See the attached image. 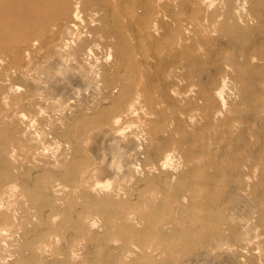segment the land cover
Instances as JSON below:
<instances>
[{"label": "rangeland", "instance_id": "374dc122", "mask_svg": "<svg viewBox=\"0 0 264 264\" xmlns=\"http://www.w3.org/2000/svg\"><path fill=\"white\" fill-rule=\"evenodd\" d=\"M209 1L213 6L209 5L201 18L204 22L188 25L196 0H159L161 11L151 32L145 28L146 19L152 18L150 0H80L84 21L93 12L96 20L89 28L82 21L76 29L64 23L53 4L32 24L34 45L20 41L21 32L16 31L15 43L8 46L12 54L8 63L0 66V98L6 92L8 101L14 90L15 95L21 93L20 104L6 106L7 127L16 138L15 144L27 147L12 170L18 184L31 188L46 174L64 183L71 163L89 161L100 168L99 182L122 181L132 194L131 202L140 188L153 185L156 200L162 203L173 192L172 187L168 192L162 187L165 178L170 177L174 185L185 165L200 177L198 197L189 202L184 199L181 205L196 211L207 225L197 228L184 215L179 217L184 233L178 246L166 250L164 243L174 237L173 233L164 231L161 238L148 224L132 226L130 239L123 240V224L109 230L101 215V221L98 218L84 232L74 264H116L119 251L127 253L123 264H140L157 253L163 254L156 257L155 264H264V89L260 88L264 63L256 62L255 57L264 52V0ZM79 30L98 36L90 42L79 41ZM193 31L204 39H191ZM180 36L186 37L185 42L171 52L168 40ZM131 55L153 96V106L144 104L151 119L140 124L148 134L141 133L139 120L129 123L126 119L120 132L107 126L110 109L120 105L122 95L128 92L130 81L121 75ZM231 59L242 68L221 67ZM189 84L211 93L220 91L223 106L203 102L201 95L180 100L178 92ZM173 87L177 93L171 92ZM216 108V117L203 116ZM194 112L200 117L188 120L185 113ZM233 122L236 126L229 133L211 135L217 125L224 128ZM20 133L24 136L19 140ZM170 133L181 136L173 144L176 156L172 164L151 173L143 171L146 164L157 166L160 155L153 145L160 139L165 144ZM201 133L207 135L203 141L212 143V152L201 149L197 137ZM76 136L83 140L80 146ZM35 150L41 154L36 156ZM203 155L228 163L220 169L191 167V161ZM68 212L73 219L74 212ZM40 214L44 216L45 211ZM109 234L119 240L108 244ZM29 240L31 233H21L13 245L0 242V264H20L27 259L28 253L23 254L20 246ZM142 243H152L156 249L143 252Z\"/></svg>", "mask_w": 264, "mask_h": 264}, {"label": "bare ground", "instance_id": "6f19581e", "mask_svg": "<svg viewBox=\"0 0 264 264\" xmlns=\"http://www.w3.org/2000/svg\"><path fill=\"white\" fill-rule=\"evenodd\" d=\"M79 1L80 0H0V66L3 68V64H7L8 59L11 57L12 52L9 50L8 46L15 43L16 31L21 32L19 37L20 41L30 46L34 45L36 38L33 36L35 31L31 28L32 24L37 19L39 13H46L53 4L57 5L59 15L64 19V23L70 29L80 27L82 21L84 22V27L89 28L96 20L95 12L91 13L90 18L84 21L78 6ZM150 1L151 5H149V7L150 11H152V18L146 19L145 28L147 31L151 32L155 30L153 20L160 15L161 10L158 4L159 0ZM208 1L196 0L192 9L194 12H192L191 17H188L190 22L188 25L191 23L193 25H198L199 22H204V20L200 21L201 18H205L208 8L211 5L213 6V3L211 2L212 4L210 5ZM127 11L130 13V9ZM179 15L180 14H177L175 17H179ZM189 31L190 30H188L187 33L190 34L191 31ZM191 34V39L195 38L198 41L203 38L201 33L197 34V32L193 31ZM205 34L207 36V33ZM97 36V34L89 35V30H79L76 32V39L79 41L90 42L96 40ZM185 40L186 37L182 36L176 38L172 37L168 40L169 46L167 48H170L171 52L175 51L179 48L177 46L185 42ZM91 48L94 49V45H92ZM255 57H257L256 62L259 61L264 63V52L255 55ZM246 60L248 62L251 61L249 57H247ZM223 66L227 69L233 68L235 71L242 68V66L233 59L230 61L228 60L226 63H221V67ZM7 75H9V72H7ZM121 78L123 80H129L130 82L127 84L128 92L122 95L123 102L120 105L114 104L110 109L107 126L113 132H120L123 129V124L126 119V122L129 123H131L132 120H139V126L142 122L150 120L151 113L145 111L144 104L151 103L153 106V96L147 89L146 83H144L145 81L143 82V71L135 65L134 55L129 57V64L124 68ZM7 81L8 78L6 79V82ZM10 84L12 87L14 86L12 83ZM236 86L239 87L237 84ZM237 87L236 90L238 89ZM9 88L11 90V87H8V89ZM174 88L175 87L171 88V92L177 93V89H175V91ZM260 88L264 89L263 82L260 84ZM18 89L19 88L16 90ZM14 92V95L10 97L8 101H6V97L9 95H7L8 93L6 94V92L5 96L0 98V225H4L0 227V242L13 245L17 240L18 234L22 233L23 235H27L31 233V240L20 246L23 254L28 253L26 256L27 259L21 261L20 264H26L28 262L37 264H74L80 255L79 252H81L79 248L84 232L89 231L97 223L98 218L100 219L99 221H101V215L104 217L102 224L109 230L120 223L123 224L126 228L123 240L130 239L129 229L137 224H148L151 230L157 232L161 238H163L162 235L164 231L170 230L174 237L164 243L166 246L165 249L168 251L172 250V247L179 245V237L184 233V227L179 217L184 215L190 223L197 228L207 225L205 221L201 220L196 211L185 209L181 205L184 199H187L188 202L189 200L196 199L199 195L201 186L198 182L200 177H198L197 174L191 173V171L188 170V165H185L183 169H181L180 172L182 174L178 175L179 177H177L174 185L171 186L172 180L170 177L164 179L162 187L166 192L170 191V187H172L173 192H170L168 196L164 197L162 203L156 200L157 191L153 185L140 188L135 195V202H131L129 198L132 194L129 192L126 185L120 183L122 181L111 184L99 182V179L96 177L100 168L96 166L97 164L95 162L92 164L89 161L75 160L71 163V167L65 172L66 181L64 183H59L46 174L45 177L42 176L41 180H38L31 188L18 184L12 170L17 167L18 155L21 152L25 153L23 150L27 147L24 146L23 149L17 146L15 144L16 138L12 136L14 134L7 127L8 114L6 106H14L21 102V93L19 92L20 94L15 95L16 91L14 90ZM10 93L13 94L12 91ZM199 95H201L203 102L205 100L215 102L217 108L220 105L223 106V99L221 98L220 91L212 93L207 92L194 84H189L182 92H178L177 97H179L180 100H187L192 96ZM191 102L194 105V102ZM216 109L209 113H203V116L205 118L216 117L215 113L219 111V109ZM222 113L223 112L219 114ZM199 114L195 112L185 113V116L188 120H192L196 117H200ZM234 126H236L235 122L224 128L217 125V128L211 135L218 136V134H227ZM140 129L142 134L149 133V130L145 127L140 126ZM22 134L24 133H20L22 137L20 136L19 140L23 138L24 135ZM207 134L209 133L207 132ZM30 135L32 134H29V136ZM204 136L207 135L204 133L197 134L198 140L202 146L201 149H203L205 153H210L213 151L212 143L209 141L211 145L210 143L208 145L203 141ZM76 137V142L80 146L83 140L79 136ZM26 138L28 139V135ZM180 138V135L170 133L165 137V144H163L161 139L155 142L153 146H156L157 153L160 155L159 162L156 167L153 165H144L143 171L151 173L155 168H164L172 164L173 157L176 156L173 144ZM35 139L37 140V138ZM25 143H27V141ZM21 144L23 146V143ZM220 144L219 142V145ZM29 148H31V146ZM34 149L35 148H33V150ZM36 151L39 152V150H35L36 156L41 154L40 152L36 154ZM227 163L226 160L218 161V159L209 155H203L193 159L191 161V167L208 165L220 169L226 166ZM187 177L188 179H186ZM97 190L100 192L96 195L93 192H97ZM11 195L14 196V198H12ZM47 195H52L53 197L48 198ZM16 203L17 205H15ZM68 210L74 212L73 219ZM42 211H45L44 216L40 214ZM29 225H32V227L30 228ZM67 228L71 229L68 233L65 232ZM261 228V234L264 235V220L261 223ZM118 240L119 239L113 237V234L107 236L108 244H114ZM154 249H156V247H153L152 243H142L141 245V250L143 252H152ZM126 254L127 253L124 251L117 252L116 264H123L122 261L125 259ZM162 254L163 253H157L156 255L150 254L148 260L140 262V264H155L156 257Z\"/></svg>", "mask_w": 264, "mask_h": 264}]
</instances>
